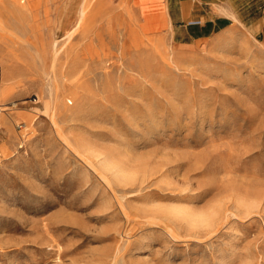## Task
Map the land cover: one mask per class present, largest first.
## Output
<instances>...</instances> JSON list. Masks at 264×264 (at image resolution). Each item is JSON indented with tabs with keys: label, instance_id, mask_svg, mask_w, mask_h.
<instances>
[{
	"label": "rangeland",
	"instance_id": "obj_1",
	"mask_svg": "<svg viewBox=\"0 0 264 264\" xmlns=\"http://www.w3.org/2000/svg\"><path fill=\"white\" fill-rule=\"evenodd\" d=\"M23 1L0 0V264H264L263 6L197 40L160 2L144 36L131 0Z\"/></svg>",
	"mask_w": 264,
	"mask_h": 264
},
{
	"label": "crops",
	"instance_id": "obj_2",
	"mask_svg": "<svg viewBox=\"0 0 264 264\" xmlns=\"http://www.w3.org/2000/svg\"><path fill=\"white\" fill-rule=\"evenodd\" d=\"M139 32L155 36L158 14L156 2L163 4L166 22L172 35L203 38L209 32L228 27L234 21L252 22L264 0H131ZM237 22V23H239ZM240 24V23H239Z\"/></svg>",
	"mask_w": 264,
	"mask_h": 264
},
{
	"label": "bare ground",
	"instance_id": "obj_3",
	"mask_svg": "<svg viewBox=\"0 0 264 264\" xmlns=\"http://www.w3.org/2000/svg\"><path fill=\"white\" fill-rule=\"evenodd\" d=\"M14 4L16 6V9L18 12H23L25 10L24 1L23 0H13ZM77 14H81L80 8L78 10ZM48 51L51 52L52 61L56 60V57L58 56V50H57V40L55 39L53 34H50L48 36ZM143 43H141L142 45ZM140 45V46H141ZM46 55H44L45 57ZM48 58V57H47ZM51 72V71H50ZM48 104V103H47ZM49 106L47 107V109ZM52 119V118H51ZM53 121V120H52ZM180 209V208H179ZM173 216H178L179 219H183L184 221L188 222V225H210V223L214 222V219H217L219 216V210L216 208H211L209 212L201 214V213H189L180 210H172L169 212V214ZM177 217V218H178ZM175 218V217H174ZM180 221V220H179ZM183 222V221H180Z\"/></svg>",
	"mask_w": 264,
	"mask_h": 264
}]
</instances>
